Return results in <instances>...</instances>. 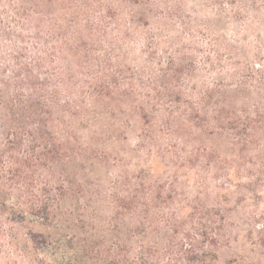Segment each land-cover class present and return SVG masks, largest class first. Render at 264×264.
<instances>
[{"label":"rangeland","instance_id":"rangeland-1","mask_svg":"<svg viewBox=\"0 0 264 264\" xmlns=\"http://www.w3.org/2000/svg\"><path fill=\"white\" fill-rule=\"evenodd\" d=\"M39 62V81L94 78L49 80L75 115L38 180L53 217L0 211L3 231L47 242L46 264L89 235L130 260L145 245L151 264H264V0H0V70Z\"/></svg>","mask_w":264,"mask_h":264},{"label":"trees","instance_id":"trees-1","mask_svg":"<svg viewBox=\"0 0 264 264\" xmlns=\"http://www.w3.org/2000/svg\"><path fill=\"white\" fill-rule=\"evenodd\" d=\"M59 34L61 40L59 46L55 48L56 52L64 49L68 44L64 34L62 32ZM69 51L75 53L76 46L70 47ZM40 62L33 67L19 64L14 69L6 67L0 70V75L4 78L0 81L2 101L0 102V173L3 168L10 173L7 179L0 175V211L10 216L9 224L12 222L14 224L16 214L21 217L35 216L43 222H49L53 217V206L45 195L47 190L39 187L38 180L41 176H45L43 175L45 171L52 176L53 170L50 167L58 163L65 150L71 148L73 136L61 138L57 137L56 133L71 128L75 115L69 119L65 115L67 112L65 108L71 111L72 102L61 103L59 88L52 87L49 80L54 73H60L64 87L81 92L91 86L94 78L87 79L90 80L88 82L79 78L81 73L77 70L60 68L56 71L50 67L48 78L39 81V71L44 69ZM45 62H48V59ZM92 76L98 77L95 74ZM21 149H24L26 154L18 156L20 154L18 151ZM14 183L15 189L11 188L14 187ZM17 223L20 224L19 221ZM3 225L0 220V236L6 237L12 247L11 256L3 257L0 250V261L2 258L5 261L0 264H17L14 260V248L17 252H24L34 264H46L39 262L37 254H41V250L47 248V242H44L42 249H36L38 244L35 243V239L21 243L14 229L10 228L5 232ZM29 243L32 246H29ZM139 246L140 255L130 260L123 256L121 251L115 252L106 241H94L89 235L82 244L74 245L70 242L67 246V250L73 253L69 264H151L146 246Z\"/></svg>","mask_w":264,"mask_h":264}]
</instances>
